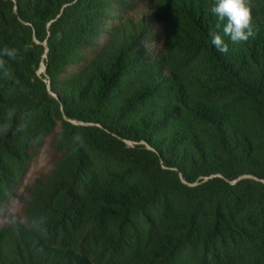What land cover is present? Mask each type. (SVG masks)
<instances>
[{
	"label": "trees",
	"instance_id": "1",
	"mask_svg": "<svg viewBox=\"0 0 264 264\" xmlns=\"http://www.w3.org/2000/svg\"><path fill=\"white\" fill-rule=\"evenodd\" d=\"M154 1L0 0V219L46 137L53 159L0 264H264V0L238 44L215 0Z\"/></svg>",
	"mask_w": 264,
	"mask_h": 264
},
{
	"label": "clouds",
	"instance_id": "2",
	"mask_svg": "<svg viewBox=\"0 0 264 264\" xmlns=\"http://www.w3.org/2000/svg\"><path fill=\"white\" fill-rule=\"evenodd\" d=\"M212 13L216 15L220 21L224 23L222 32L229 37L233 44L247 42L256 34L253 26V14L251 0H215V5L211 9ZM219 27V25H217ZM58 37L60 34H57ZM212 45L221 53L228 51V44L225 43L219 32L209 33ZM20 55V49L10 48L8 46L0 49V74L5 80L12 78V73L7 67V62L3 57H8L11 60H16ZM16 115V110L9 109L3 123H0V134H7L9 129V121L13 120ZM29 126V121L21 117L20 122L16 125L17 131L26 132ZM13 224L24 225L26 220L24 218L13 217L11 220ZM28 226L35 230L42 238H46L48 230L46 227V217H34L27 221Z\"/></svg>",
	"mask_w": 264,
	"mask_h": 264
},
{
	"label": "rangeland",
	"instance_id": "3",
	"mask_svg": "<svg viewBox=\"0 0 264 264\" xmlns=\"http://www.w3.org/2000/svg\"><path fill=\"white\" fill-rule=\"evenodd\" d=\"M123 7L126 10L136 6L140 10L153 12L154 0H123ZM150 9V10H149ZM53 168L51 156L50 138L46 137L36 153L33 155L29 167L20 177L18 184L9 200L8 207L0 219V228L10 223L13 217L24 218L25 202L28 198L29 190L38 180L46 176Z\"/></svg>",
	"mask_w": 264,
	"mask_h": 264
},
{
	"label": "water",
	"instance_id": "4",
	"mask_svg": "<svg viewBox=\"0 0 264 264\" xmlns=\"http://www.w3.org/2000/svg\"><path fill=\"white\" fill-rule=\"evenodd\" d=\"M47 50H48V49H47ZM42 65H43V68H42V66H41V68H40V70H39L40 73H42V72L45 71V64H42Z\"/></svg>",
	"mask_w": 264,
	"mask_h": 264
},
{
	"label": "bare ground",
	"instance_id": "5",
	"mask_svg": "<svg viewBox=\"0 0 264 264\" xmlns=\"http://www.w3.org/2000/svg\"><path fill=\"white\" fill-rule=\"evenodd\" d=\"M42 68H43V65H42Z\"/></svg>",
	"mask_w": 264,
	"mask_h": 264
}]
</instances>
